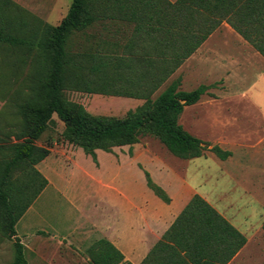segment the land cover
I'll use <instances>...</instances> for the list:
<instances>
[{
    "label": "trees",
    "instance_id": "16d2710c",
    "mask_svg": "<svg viewBox=\"0 0 264 264\" xmlns=\"http://www.w3.org/2000/svg\"><path fill=\"white\" fill-rule=\"evenodd\" d=\"M9 12V0H0V45L35 50L48 63L44 81L35 90L41 100L22 109V132L15 142L0 147L8 154L0 161V222L3 234L14 240L13 264H27L15 226L48 184L35 166L49 151L35 142L54 115L64 124L65 140L94 164L96 150L110 153L128 146L131 155L140 134L154 136L178 159L198 158L208 150L207 145L186 132L178 119L185 106L207 94L209 86L185 92L177 79L155 99L152 96L223 20L264 57V0H71L59 24L46 26L40 37L14 32L9 27ZM103 21L112 25L120 21L131 28L127 44L68 52L72 34L84 33ZM86 78L105 86L90 87ZM65 89L142 100L143 104L128 110L122 119L96 117L80 104L67 101ZM210 151L221 160L229 155L216 146ZM143 174L147 187L168 203L166 193L146 171ZM245 243L213 208L194 196L140 264H226ZM87 254L91 264H131L105 238L95 241Z\"/></svg>",
    "mask_w": 264,
    "mask_h": 264
},
{
    "label": "rangeland",
    "instance_id": "374dc122",
    "mask_svg": "<svg viewBox=\"0 0 264 264\" xmlns=\"http://www.w3.org/2000/svg\"><path fill=\"white\" fill-rule=\"evenodd\" d=\"M70 3L71 0H9V27L21 36L40 37L46 26L59 24ZM129 31L131 28L127 29L120 21L113 25L103 21L84 33L72 34L67 41V50L76 54L94 52L98 48L110 49L114 43L123 46L127 44ZM216 42L211 41L208 50H205L208 63H201L200 57L188 58L167 78L152 99L177 79H180L179 89L185 92L205 85L209 86L208 96L226 94L225 61L222 62L223 66L213 70L210 65L212 56L209 54ZM46 60V56L35 50L29 52L0 45V147L15 142L22 132L25 124L22 109L26 106L34 107L41 100L35 90L44 81L48 64ZM89 83L90 87L94 84L105 86V83H97L95 80ZM63 96L67 101L80 104L93 116L112 119H122L128 110L143 104L142 100L137 102L126 97L87 93L81 89H65ZM63 132L64 124L54 115L53 121L35 142L37 146L49 151L45 160L35 166L49 185L15 226L17 237L24 246L27 264H91L87 249L102 238L100 219H110L102 204L104 194L95 180L100 174L94 166L98 165L97 158V164H93L80 148L65 140ZM138 144L151 149L177 172V162L173 160L176 157L157 138L140 134ZM110 153L126 156L123 158V176L129 181L143 183V171L149 176L151 174V180L157 178L155 169L149 163L143 162L144 167L136 163V167L131 166L133 153L131 151L129 155L128 146L113 148ZM3 155L7 158L8 154L0 148V161ZM100 160L105 168L108 158L100 156ZM13 242V239L3 234L0 222V264H13ZM232 264H264V242L259 243V247L251 244L243 256Z\"/></svg>",
    "mask_w": 264,
    "mask_h": 264
},
{
    "label": "crops",
    "instance_id": "0c3cea01",
    "mask_svg": "<svg viewBox=\"0 0 264 264\" xmlns=\"http://www.w3.org/2000/svg\"><path fill=\"white\" fill-rule=\"evenodd\" d=\"M213 40L218 42L209 54L210 65L213 70L225 61L226 94L203 95L196 104L185 106L178 119L208 150L190 160L174 157L175 172L151 149L138 143L131 147V166L151 164L157 173L152 181L166 193L168 203L154 195L145 178L137 183L123 176L126 156L95 151L98 165L94 166L100 173L95 180L110 215L109 220L100 219V233L131 264L146 258L194 196L246 239L226 264L243 256L251 244L259 247L264 242V57L223 20L189 58L208 63L207 46ZM214 146L228 157L219 159L210 151ZM100 156L108 158L105 168Z\"/></svg>",
    "mask_w": 264,
    "mask_h": 264
}]
</instances>
